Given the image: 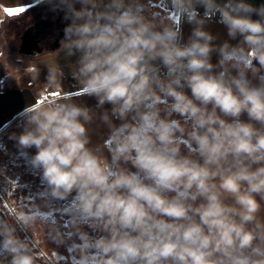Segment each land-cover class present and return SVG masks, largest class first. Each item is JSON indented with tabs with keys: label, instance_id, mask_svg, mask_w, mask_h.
<instances>
[{
	"label": "clouds",
	"instance_id": "1",
	"mask_svg": "<svg viewBox=\"0 0 264 264\" xmlns=\"http://www.w3.org/2000/svg\"><path fill=\"white\" fill-rule=\"evenodd\" d=\"M47 2L71 21L57 53L77 57L71 76L97 102L37 99L10 137L66 205L51 238L75 264H264V4L166 0L185 39L144 0ZM63 79L48 69L53 95ZM44 215L0 216V264H38L28 233Z\"/></svg>",
	"mask_w": 264,
	"mask_h": 264
},
{
	"label": "rangeland",
	"instance_id": "2",
	"mask_svg": "<svg viewBox=\"0 0 264 264\" xmlns=\"http://www.w3.org/2000/svg\"><path fill=\"white\" fill-rule=\"evenodd\" d=\"M153 1L155 0H148L144 2L153 13L164 18L163 11H161L162 15L159 14L158 12H160L159 10L161 9L158 8L157 5H154ZM250 1L254 3L255 6L264 4V1ZM77 7L80 8V4H77ZM34 8L32 7V12L34 11ZM58 11L59 9H55L44 13H47L48 16L54 15ZM43 16L44 15H42L41 19ZM39 17L40 16H38V18ZM172 17L173 15H169L168 19L174 22L178 27L182 25V22L178 17ZM10 43L11 44L8 43L9 49L5 51L2 48L0 50V91L10 87L12 85V81L20 87L26 82H29L31 79H34L35 82L32 85L34 87L36 86L35 88L40 85L41 87L44 86V88L47 89H45V91H47L46 98L60 96V98L57 99H64L66 98L65 94H67L71 98L75 99L77 103L88 104L91 102L92 97L89 98L84 95L77 83L57 88L55 91L59 95H53V92L48 90V87H46V78L48 73L45 65L39 63L40 61H35V58H29L31 56L19 52L18 40ZM55 48L50 50L52 51ZM49 52L50 51L48 50L41 55H46ZM29 59H31V61ZM16 62L18 64H24V66H28L29 64L31 67L28 66L25 69L22 67L21 70H24L25 72L27 69L31 72V76L33 77L31 79H27L18 76L13 80L12 77L21 71L17 69ZM43 70L46 72L43 73ZM0 146L3 148V153L0 156V211L5 207L13 213L17 206L31 209L34 205H36L40 207L41 212L46 213V215L41 216L40 219L56 220L58 221V224L63 227L65 220L68 219L64 211L66 205L48 200L45 185L40 179V172L32 168L30 164L31 156L35 152L27 151L26 153H22L13 146L8 144L3 145L1 141ZM41 254L44 256L46 264H64L65 261H69L68 264H75L73 256L67 246H62V249H51L48 254H44L42 252Z\"/></svg>",
	"mask_w": 264,
	"mask_h": 264
},
{
	"label": "crops",
	"instance_id": "3",
	"mask_svg": "<svg viewBox=\"0 0 264 264\" xmlns=\"http://www.w3.org/2000/svg\"><path fill=\"white\" fill-rule=\"evenodd\" d=\"M148 1V0H144ZM249 3L255 5L250 0ZM154 5H157L163 12H165V18L168 19L169 15H173L166 6V0H155L153 1ZM32 7L34 11L32 12ZM17 8H24L26 9L23 13L18 15H10L9 10H14ZM76 8L77 7L76 4ZM49 10H54L52 4L48 3L47 0H0V50L9 49L10 42H15L18 40L19 34L22 30L29 25L34 20L38 19V16L42 17V15L47 16V13H44ZM200 13L203 14V9H199ZM160 13V12H158ZM46 14V15H45ZM43 16V17H44ZM49 16V15H48ZM39 17V18H40ZM175 16L173 15L172 18ZM256 18V17H254ZM217 18H213V20L207 25L208 30H210L213 34L219 35V40L217 43H221L224 40H227V32L223 25L216 22ZM192 29V25L188 23L182 24V31L184 34L185 39L188 37ZM231 43L235 44L236 41H231ZM60 48V44L57 48L53 49L52 51L46 55H39V56H31L29 58H35V61H40L42 65H45V68L48 69L52 68L56 71L63 70L64 79L62 81V86L66 85H73L77 83L73 77L71 76L72 71L74 70V66L72 63H75L77 57L73 56L71 58H66L62 53H57ZM2 52V51H1ZM26 55V54H25ZM218 57L216 54H213L212 62L215 63ZM31 61V59H29ZM28 63V62H27ZM17 64V69L21 70L25 69L26 67H31L29 64L28 66H24V64ZM45 73L46 71H42ZM31 72L27 69L20 71L17 75L13 76L12 79H16L18 76L23 78L31 79ZM35 82L34 79H31L29 82H26L23 86H17V84L12 81V85L4 90L0 91V131L2 128L11 121L15 116L24 112V109L30 105L35 104L37 99L43 100L46 97L47 91L44 86L38 85L35 88L32 84ZM47 87V86H46ZM42 89V90H41ZM47 90V89H46ZM48 90H50L48 88ZM52 91V90H51ZM90 98V97H89ZM95 98H91V102L85 104L90 107H94L96 105ZM106 108H110V105H105ZM119 123V121H116ZM92 141L93 143H100L107 138L108 129L106 126L101 124L99 121H96L92 126Z\"/></svg>",
	"mask_w": 264,
	"mask_h": 264
},
{
	"label": "flooded vegetation",
	"instance_id": "4",
	"mask_svg": "<svg viewBox=\"0 0 264 264\" xmlns=\"http://www.w3.org/2000/svg\"><path fill=\"white\" fill-rule=\"evenodd\" d=\"M64 11L60 10L49 16L41 17L27 25L18 36V51L28 56H39L52 49L55 40L61 41L64 37L58 36L61 28L67 23ZM53 18V21L49 19ZM35 54V55H34Z\"/></svg>",
	"mask_w": 264,
	"mask_h": 264
},
{
	"label": "trees",
	"instance_id": "5",
	"mask_svg": "<svg viewBox=\"0 0 264 264\" xmlns=\"http://www.w3.org/2000/svg\"><path fill=\"white\" fill-rule=\"evenodd\" d=\"M161 14L162 10H159ZM164 18H165V12H163ZM162 15V14H161ZM23 113L15 116L11 121H9L0 131V141L1 143L8 144L10 146H13L17 149L15 146V142L13 139H11L12 133H19L23 130L24 127V119H23ZM182 144H184V141H181ZM186 148H190L189 145L184 144ZM29 152H35V149H30L28 150ZM3 153V148L0 146V156ZM1 216H11L12 213L7 209V208H2L0 211ZM67 220V219H66ZM65 220V222H66ZM52 224H58V221L56 220H49V219H39L38 223L34 226L33 229H31L28 233L29 237L34 239L39 245V255H40V260L38 261L39 264H46L44 256L41 254H48L51 249H62V246H59L52 238L50 235V225ZM65 224V223H64ZM64 226V225H63ZM22 236L27 235L25 233H20ZM64 234L65 237H68V230L65 227L64 228ZM69 261H65L64 264H68Z\"/></svg>",
	"mask_w": 264,
	"mask_h": 264
},
{
	"label": "water",
	"instance_id": "6",
	"mask_svg": "<svg viewBox=\"0 0 264 264\" xmlns=\"http://www.w3.org/2000/svg\"><path fill=\"white\" fill-rule=\"evenodd\" d=\"M254 1H257V0H254ZM258 1H264V0H258ZM46 18H42L41 20H45ZM49 19L51 21H53V18L52 17H49ZM71 21L70 20H67V23L61 28V30L59 31V34L58 36H62L64 35V28L70 23ZM60 44V41L58 42V40H55V43L53 44L52 48H55V47H58ZM35 55V54H34Z\"/></svg>",
	"mask_w": 264,
	"mask_h": 264
},
{
	"label": "snow or ice",
	"instance_id": "7",
	"mask_svg": "<svg viewBox=\"0 0 264 264\" xmlns=\"http://www.w3.org/2000/svg\"><path fill=\"white\" fill-rule=\"evenodd\" d=\"M26 9L24 8H17V9H14V10H9V14L10 15H18V14H21L25 11ZM55 95H59L58 93H56Z\"/></svg>",
	"mask_w": 264,
	"mask_h": 264
},
{
	"label": "built area",
	"instance_id": "8",
	"mask_svg": "<svg viewBox=\"0 0 264 264\" xmlns=\"http://www.w3.org/2000/svg\"><path fill=\"white\" fill-rule=\"evenodd\" d=\"M75 93H78V92H75ZM65 96H68L67 94H65ZM57 98H60V96H56V97H51L49 99H57Z\"/></svg>",
	"mask_w": 264,
	"mask_h": 264
}]
</instances>
